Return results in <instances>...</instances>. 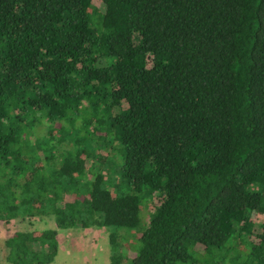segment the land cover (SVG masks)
<instances>
[{
    "label": "trees",
    "instance_id": "16d2710c",
    "mask_svg": "<svg viewBox=\"0 0 264 264\" xmlns=\"http://www.w3.org/2000/svg\"><path fill=\"white\" fill-rule=\"evenodd\" d=\"M44 215L5 261L103 226L108 264H264V0H0V220Z\"/></svg>",
    "mask_w": 264,
    "mask_h": 264
},
{
    "label": "rangeland",
    "instance_id": "374dc122",
    "mask_svg": "<svg viewBox=\"0 0 264 264\" xmlns=\"http://www.w3.org/2000/svg\"><path fill=\"white\" fill-rule=\"evenodd\" d=\"M102 7V3H100ZM40 125L37 126L39 128ZM112 138L110 137V142ZM113 143V141H112ZM115 146L108 147V145H99L96 152L99 154H107L112 160L115 167L110 169L109 175L104 178V186L111 187L112 190L124 189L123 182H118L120 179V172L118 168L117 155L118 151L114 149ZM108 158V157H107ZM96 162V161H95ZM87 178H89V173ZM119 183V187H117ZM144 193V192H143ZM149 200V199H148ZM145 200H143L144 202ZM144 208V207H143ZM145 209V208H144ZM143 220L136 227H115V230L122 236L119 239L122 243L124 253L128 257L135 253L139 241L137 234L147 224L146 213L142 211ZM45 226H54V222L50 216H33L29 219L12 218L5 222L0 220V263L11 264L5 261V248L3 245V238L16 229H31L41 228ZM109 229L112 227H108ZM114 228V227H113ZM105 227H87V228H56L57 250L53 257L51 264H102V260L107 262L108 243L106 239Z\"/></svg>",
    "mask_w": 264,
    "mask_h": 264
},
{
    "label": "crops",
    "instance_id": "0c3cea01",
    "mask_svg": "<svg viewBox=\"0 0 264 264\" xmlns=\"http://www.w3.org/2000/svg\"><path fill=\"white\" fill-rule=\"evenodd\" d=\"M54 227V226H53ZM53 261L54 260H51L50 262H48V263H44V264H51V263H53ZM102 264H106V260H102Z\"/></svg>",
    "mask_w": 264,
    "mask_h": 264
}]
</instances>
